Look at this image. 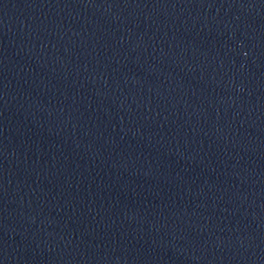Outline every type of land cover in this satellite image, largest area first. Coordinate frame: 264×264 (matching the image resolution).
<instances>
[{
	"label": "water",
	"instance_id": "95a60500",
	"mask_svg": "<svg viewBox=\"0 0 264 264\" xmlns=\"http://www.w3.org/2000/svg\"><path fill=\"white\" fill-rule=\"evenodd\" d=\"M0 264H264V0H0Z\"/></svg>",
	"mask_w": 264,
	"mask_h": 264
}]
</instances>
